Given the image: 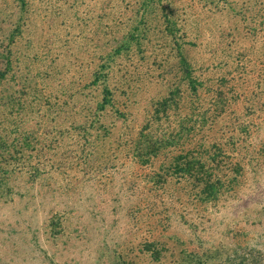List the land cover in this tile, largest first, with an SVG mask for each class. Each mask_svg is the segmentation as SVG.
Wrapping results in <instances>:
<instances>
[{"label":"rangeland","instance_id":"rangeland-1","mask_svg":"<svg viewBox=\"0 0 264 264\" xmlns=\"http://www.w3.org/2000/svg\"><path fill=\"white\" fill-rule=\"evenodd\" d=\"M0 264H264V0H0Z\"/></svg>","mask_w":264,"mask_h":264}]
</instances>
